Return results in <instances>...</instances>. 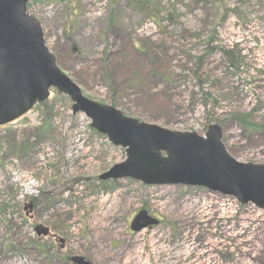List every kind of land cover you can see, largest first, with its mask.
I'll use <instances>...</instances> for the list:
<instances>
[{"label":"rangeland","instance_id":"1","mask_svg":"<svg viewBox=\"0 0 264 264\" xmlns=\"http://www.w3.org/2000/svg\"><path fill=\"white\" fill-rule=\"evenodd\" d=\"M27 13L88 100L170 132L216 125L229 156L264 166V0H29ZM71 106L52 89L0 127V264H264V211L198 187L100 181L125 150ZM139 211L158 225L132 232Z\"/></svg>","mask_w":264,"mask_h":264},{"label":"water","instance_id":"2","mask_svg":"<svg viewBox=\"0 0 264 264\" xmlns=\"http://www.w3.org/2000/svg\"><path fill=\"white\" fill-rule=\"evenodd\" d=\"M29 0H0V127L45 102L51 89L67 97L72 114L81 113L126 160L98 177L102 182L132 177L144 184L198 187L264 210V166L238 163L227 154L218 126L204 137L170 132L124 117L117 109L90 101L57 66L44 44L38 21L27 13ZM32 208V203L25 205ZM158 221L139 211L130 230L139 233ZM37 237L49 230L36 226ZM60 248L64 241L58 239ZM72 264H89L72 257Z\"/></svg>","mask_w":264,"mask_h":264},{"label":"trees","instance_id":"3","mask_svg":"<svg viewBox=\"0 0 264 264\" xmlns=\"http://www.w3.org/2000/svg\"><path fill=\"white\" fill-rule=\"evenodd\" d=\"M134 1L138 4V6L142 7L143 0H134ZM152 13H153V11H152ZM151 22L152 23H156L155 22V17H151ZM137 50L140 52V54H143L145 49H144V47H141V48H138ZM223 54L226 56V59L228 60L229 59L227 57L228 52H224Z\"/></svg>","mask_w":264,"mask_h":264},{"label":"clouds","instance_id":"4","mask_svg":"<svg viewBox=\"0 0 264 264\" xmlns=\"http://www.w3.org/2000/svg\"><path fill=\"white\" fill-rule=\"evenodd\" d=\"M32 183H35V181H33ZM23 187H24V190H25V191H30V190H32V189H31V185H24Z\"/></svg>","mask_w":264,"mask_h":264},{"label":"bare ground","instance_id":"5","mask_svg":"<svg viewBox=\"0 0 264 264\" xmlns=\"http://www.w3.org/2000/svg\"><path fill=\"white\" fill-rule=\"evenodd\" d=\"M106 214H110V215H112V212H111V210L109 209V210H107V212L105 213V216H108V215H106ZM155 250L157 251V248H155ZM167 256H170V254H168ZM166 259H167V257H166Z\"/></svg>","mask_w":264,"mask_h":264}]
</instances>
